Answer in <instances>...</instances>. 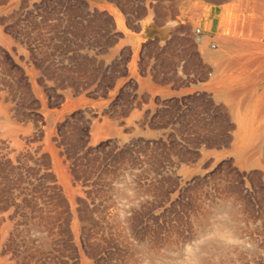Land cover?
Masks as SVG:
<instances>
[{
  "label": "rangeland",
  "instance_id": "rangeland-1",
  "mask_svg": "<svg viewBox=\"0 0 264 264\" xmlns=\"http://www.w3.org/2000/svg\"><path fill=\"white\" fill-rule=\"evenodd\" d=\"M195 6L264 69V0H0V264H264V120L143 119L144 76L209 72Z\"/></svg>",
  "mask_w": 264,
  "mask_h": 264
},
{
  "label": "crops",
  "instance_id": "crops-1",
  "mask_svg": "<svg viewBox=\"0 0 264 264\" xmlns=\"http://www.w3.org/2000/svg\"><path fill=\"white\" fill-rule=\"evenodd\" d=\"M215 18L216 10L208 9L206 6H195L189 16L190 21L199 22L205 33L213 32L217 43L220 42L218 49L211 51L206 47L207 34L199 38V41L201 40L199 52L204 64L209 69L205 77L202 79L192 78L191 74L184 70L181 73L183 80L181 84H158L153 75L143 77L144 83L151 84L150 90H147L150 101L147 104L144 103L143 106L147 112L143 117L145 122H147V116L149 114L154 115L157 109H172L173 105L178 108L181 105L187 106L189 103L192 104L198 96L209 99L214 104L216 102L224 103L231 111L232 118L245 121L248 126L253 125L250 121H258L259 123L264 120V69L263 63L259 61L256 54L258 49L262 48L263 43L249 35H245L244 38H237L219 30L221 22L215 21ZM227 38L243 39L251 42L252 45L249 50L237 55L230 66L221 67L215 55L221 49L220 46L222 44L224 46ZM136 110L137 108H133L128 117L129 122L133 125L136 120H140L135 115ZM143 126L145 127L144 124Z\"/></svg>",
  "mask_w": 264,
  "mask_h": 264
},
{
  "label": "bare ground",
  "instance_id": "bare-ground-1",
  "mask_svg": "<svg viewBox=\"0 0 264 264\" xmlns=\"http://www.w3.org/2000/svg\"><path fill=\"white\" fill-rule=\"evenodd\" d=\"M239 23H240L239 21H237L235 24L233 23L234 25L231 23L229 25V31L230 32H235V34L236 33H239V30L238 29H242L240 27ZM240 24H242V23H240ZM222 45L220 46L221 49H219V51L216 53V55H215L216 57L215 58L217 59V61L219 63V66H221V67H227V66H230L234 62L235 57L237 55H240L242 52H244V50L246 48H248L252 44H251V42H248V41L243 40V39L242 40L241 39L236 40V39H233V38H227L226 41H225V43H224V46H222ZM214 62H216V61H214Z\"/></svg>",
  "mask_w": 264,
  "mask_h": 264
},
{
  "label": "built area",
  "instance_id": "built-area-1",
  "mask_svg": "<svg viewBox=\"0 0 264 264\" xmlns=\"http://www.w3.org/2000/svg\"><path fill=\"white\" fill-rule=\"evenodd\" d=\"M195 31H196V33H197V34H198V33H200V28H199V27H198V28H196V30H195ZM212 46H213V47H215V44H212Z\"/></svg>",
  "mask_w": 264,
  "mask_h": 264
}]
</instances>
